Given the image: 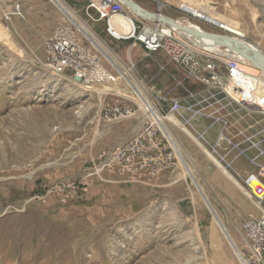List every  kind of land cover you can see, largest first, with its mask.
Returning a JSON list of instances; mask_svg holds the SVG:
<instances>
[{"label": "rangeland", "instance_id": "rangeland-1", "mask_svg": "<svg viewBox=\"0 0 264 264\" xmlns=\"http://www.w3.org/2000/svg\"><path fill=\"white\" fill-rule=\"evenodd\" d=\"M98 1L61 0L63 6L51 1L61 9L64 20L59 23L72 24L106 68L122 73L112 86L87 88L71 74L55 75L45 65L47 0H0V264H245L248 248L242 228L227 231L230 238L224 232L207 202L220 219L221 198L204 174L188 165L172 130L189 132L180 111L220 122L221 136L227 133L231 146H238L245 158L250 147L257 151L249 161L264 178V73L244 65L259 76V83L247 91L249 105L230 104L222 95L203 104L200 96L186 100L197 90L186 84L191 78L185 79L180 67L177 85L162 89L166 69L158 58L145 57L134 40L111 37ZM135 1L159 9L156 0ZM166 1L162 13L184 21L177 9L181 0ZM183 1L204 9L215 24L234 34L205 21L185 25L240 36L264 53V0ZM126 12L132 15L128 7ZM133 21L137 29L140 23ZM111 24L118 39L133 31L123 16L112 18ZM134 87L142 92L134 94ZM143 92L152 100L162 98L158 102L164 114L178 106L167 121L180 149L178 166L135 178L108 170L87 176V169L104 161L136 129ZM122 103L132 105L135 114L105 116L106 108ZM75 181L91 185L61 201L65 193L60 185ZM258 185L256 190L240 187L261 201L264 211V185ZM53 186L56 191L49 192Z\"/></svg>", "mask_w": 264, "mask_h": 264}, {"label": "built area", "instance_id": "built-area-1", "mask_svg": "<svg viewBox=\"0 0 264 264\" xmlns=\"http://www.w3.org/2000/svg\"><path fill=\"white\" fill-rule=\"evenodd\" d=\"M156 2L159 4L156 13L162 14V8L168 5V2L166 0H156ZM98 7L105 15L106 30L111 37L117 40H134V43L141 44L149 54L163 51L170 61L183 69L185 79L191 78L202 85L201 90L189 92L186 100L200 96L202 100L199 103L203 104L209 98L222 95L224 99L229 100L230 104L249 105L252 103L247 91L249 92L254 84L259 83V76L247 72L244 69V65H247L246 60L241 59L228 47L214 45L210 48L197 37L170 24L151 21L134 12L131 15L126 12L127 6L120 0H99ZM177 8L185 17L182 21L184 25L191 24V20L213 24L208 21V14L201 12L200 8H196L189 2L181 0ZM116 16L130 19L133 25V31L126 35V39H118L112 28L111 20ZM134 18L140 23L137 29L134 25ZM149 22L153 24L150 25ZM195 25L199 30H203L200 25ZM218 27L226 34H234L222 26ZM217 34L222 35L223 33ZM45 54V65L55 75L69 73L74 80L87 88L94 85L112 86L122 76V73H114L105 67L101 58L84 43L72 24L61 23L55 28L46 40ZM158 98L162 99L160 96H157ZM160 100L150 99L157 113L153 112L152 107L147 112L136 103L142 111L136 129L123 143L112 148L104 161L87 169V176L101 174L104 170H108L123 177L135 178L142 172L158 175L178 166L179 150L167 124L168 120H173L170 114L178 106H170L168 112L164 114L163 106L158 102ZM134 114L133 106L127 103L105 109V116L110 118H122ZM83 179L85 180V177ZM89 185L91 183L87 181L62 183L59 189L65 194L61 197V201L66 202L69 196L77 195ZM55 191V186L49 190V192ZM257 202L261 207L262 202ZM242 230L249 253L246 252L248 256L245 254L247 263L264 264V211L259 218L249 214L243 223Z\"/></svg>", "mask_w": 264, "mask_h": 264}, {"label": "crops", "instance_id": "crops-1", "mask_svg": "<svg viewBox=\"0 0 264 264\" xmlns=\"http://www.w3.org/2000/svg\"><path fill=\"white\" fill-rule=\"evenodd\" d=\"M51 1L47 0V35L44 36L46 40L52 35L55 28L61 24L59 22L64 20L61 9L55 4L53 6ZM54 1L61 6L64 5L61 0ZM146 9L151 12L158 11H152L147 7ZM170 18L178 20L176 17ZM38 22L39 20L35 21L36 24ZM140 46L145 52V57L158 58L159 66L166 69V73H163L161 77L162 89L177 85L176 80L181 77L180 66L169 62L168 59L161 58V52L149 54L141 44ZM147 66H149L148 63ZM168 82L170 83L168 84ZM186 84L193 90L196 88V91L202 89V85L193 79L187 81ZM179 116L183 120L186 119L183 125L189 130L188 132L184 128H172V133H174L182 154L184 153L188 158V165L192 164L204 174L210 188L214 190L217 197L221 198L219 205H221L223 211L219 215L226 230L240 232V228H242L249 214H253L256 218L261 217L263 214V210L259 208L260 203L258 205V202L254 201L248 194L246 195L243 188L240 187H245L246 184L249 187L254 186L253 188L256 190L259 189L258 181L262 183V186L264 185V178H260L259 175L255 174V168L249 161V159L254 161L252 158L258 155L257 151L250 147L248 149L250 153L247 150L248 156L245 158L240 153L241 150L238 149L240 152L237 150L238 146L235 148L231 146L227 133L225 137L221 136L223 125L218 121L185 111H180Z\"/></svg>", "mask_w": 264, "mask_h": 264}, {"label": "water", "instance_id": "water-1", "mask_svg": "<svg viewBox=\"0 0 264 264\" xmlns=\"http://www.w3.org/2000/svg\"><path fill=\"white\" fill-rule=\"evenodd\" d=\"M122 1L132 12H134L133 10L136 11H141L143 13H145V15L147 17L144 18H148L150 20H155V21H160V22H164L167 24H170L174 27H177L178 29L193 35L194 37H197L198 39H200L202 42H204L206 38H212V39H220L221 41H217L214 43V45H223L228 47L229 49H231L232 51L238 53V54H242V55H247L249 49L248 48H241L238 46H235L233 44H231L230 42H228V40H226L224 38V35L221 34H217V33H209V32H205L203 30H199V29H195L192 27H189L187 25L184 24H179L177 22V20L172 19V18H163V15L161 13H156V12H151L149 10H147L146 8L142 7L141 5H139L137 2H135L134 0H120ZM137 15H139L137 12H134ZM142 16V15H139ZM143 17V16H142ZM257 56H259L258 59H260L262 62H264V53L263 51H259L256 49L252 50ZM249 57V56H247ZM207 200V199H206ZM212 212L215 214L216 219L218 220L219 224L221 225L222 229L224 230V232H226L227 236L230 238V235L227 233L226 228L224 227V225L221 223L220 219L218 218L217 214L215 213V211L213 210V208L211 207L209 201L207 200ZM231 240V239H230Z\"/></svg>", "mask_w": 264, "mask_h": 264}, {"label": "bare ground", "instance_id": "bare-ground-1", "mask_svg": "<svg viewBox=\"0 0 264 264\" xmlns=\"http://www.w3.org/2000/svg\"><path fill=\"white\" fill-rule=\"evenodd\" d=\"M122 4H124V3L122 2ZM200 10H201V12H204V13L208 14L204 9L200 8ZM133 11L134 12H137L139 15H142L143 17H147L145 15V13H143L141 11H136V10H133ZM162 15H163V18H167V19L170 18L169 16H167V15H165L163 13H162ZM207 17H208L207 19H208L209 22L215 24L214 23V20L210 18L209 14L207 15ZM177 22L179 24H183L181 20H177ZM215 25H217V24H215ZM224 38L226 40H228V42H230L231 44H233L235 46H238V47H241V48H248L249 51H248L247 55H242V54H238V53H237V55L238 56H241V57H247V56H249L248 58H251L253 60V62H247V66L249 68H251V69H256V70L264 73V62H262L260 59H258L259 56H257L252 51L253 49H256V50H259V51L261 50L256 44L251 43V42L247 41L246 39H244V38H242L240 36L229 37V36L224 35ZM217 41H221V40L220 39L218 40V39L206 38L204 42H205V44H207L206 46H208L210 48H213L214 47V43L217 42ZM217 46H220V45L218 44ZM217 46H215V47H217ZM134 92H135V94H139L142 91L140 92V90L138 89V87H136V89L134 88ZM142 94H145V93L143 92ZM142 94H140V95H142ZM143 98H144V96H143ZM143 105H141V107L143 108V110H145V111L148 112V110L150 111V109L152 107L153 108V112L154 113H157L156 108L152 105V102L150 101L149 97L146 94H145L144 104ZM242 258L244 259V263L245 264H248L247 263V259L245 257V252H244Z\"/></svg>", "mask_w": 264, "mask_h": 264}]
</instances>
